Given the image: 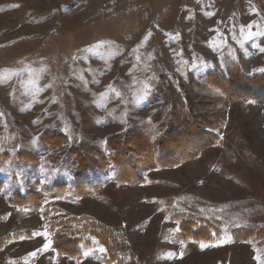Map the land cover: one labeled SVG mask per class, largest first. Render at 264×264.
<instances>
[{
    "label": "rangeland",
    "instance_id": "1",
    "mask_svg": "<svg viewBox=\"0 0 264 264\" xmlns=\"http://www.w3.org/2000/svg\"><path fill=\"white\" fill-rule=\"evenodd\" d=\"M231 63L264 72V0H0V264H264V103L231 100L206 79ZM181 106L222 120L197 157L128 184L85 152L93 194L11 203L71 179V145L107 153V139L132 128L155 139ZM48 130L69 144L44 151ZM181 214L211 222L213 240L181 241ZM82 216L113 231L115 258L98 238L81 258L54 248L51 224ZM247 228L256 233L239 239ZM45 231L51 248L32 257Z\"/></svg>",
    "mask_w": 264,
    "mask_h": 264
},
{
    "label": "trees",
    "instance_id": "2",
    "mask_svg": "<svg viewBox=\"0 0 264 264\" xmlns=\"http://www.w3.org/2000/svg\"><path fill=\"white\" fill-rule=\"evenodd\" d=\"M228 76L209 73L207 82L217 87L231 100H252L264 103V72L254 76H246L238 64L231 63ZM174 115L177 125L170 127L157 138L153 139L141 129L132 128L123 133L110 136L106 143V152L92 148L71 145L64 163L70 167L71 179L56 178L52 185L42 193L24 194L21 190L13 194L11 203L15 206H26L45 201L47 194L64 196L67 193L75 196L93 194L99 186L97 173L86 157L85 152L97 156L100 161L115 174L118 183L140 184L144 182L142 172L169 168L182 164L184 161L197 157L206 147L215 145L220 137L216 129L222 120L214 121L192 112L187 107H175ZM159 115L155 120L159 119ZM69 144L67 135L55 130L45 131L40 139V147L44 151L54 152ZM23 160L36 163L38 158L33 154L23 153ZM58 159L57 155L49 156ZM0 183V190L2 188ZM180 224L179 239L208 241L213 240V224L192 215H178L175 219ZM74 225L72 228L61 229L62 223H52L54 232L53 245L58 251L73 258L82 257V249H90L93 239L98 238L108 250V257L115 258L114 249L110 246L113 231L89 216L71 217L65 221ZM216 236L217 231L215 232ZM256 230L247 228L237 231L239 239H249ZM110 258V257H109Z\"/></svg>",
    "mask_w": 264,
    "mask_h": 264
},
{
    "label": "snow or ice",
    "instance_id": "3",
    "mask_svg": "<svg viewBox=\"0 0 264 264\" xmlns=\"http://www.w3.org/2000/svg\"><path fill=\"white\" fill-rule=\"evenodd\" d=\"M17 7H18V5H17ZM250 34H251V33H249V35H250ZM261 71H264V69H261ZM0 115H2V114H0ZM9 215H10V214H9ZM34 236H43V237L45 238L46 242L43 244L42 249H38V250L33 251L32 253L29 254V255H31L32 257H35V256L37 255V252H38V251H47V250H49V249L51 248V241L48 240V233H47L46 231H45V232H37V233H34V234H33V237H34ZM21 239H24V237H21ZM225 242H227V241H225ZM207 246H208V245H205V244H201V245H200V247H201L202 250H203L204 248H206ZM99 251H100V252H105L106 249L103 248V247H101V248L99 249ZM57 255H59V254H57ZM88 255H89L88 252H85V253H84V256H85V257H87ZM256 259L259 260L260 257L257 256ZM77 264H80V262L77 261Z\"/></svg>",
    "mask_w": 264,
    "mask_h": 264
}]
</instances>
